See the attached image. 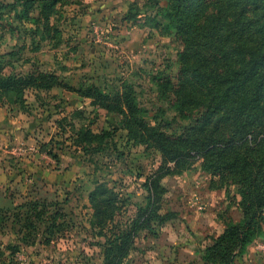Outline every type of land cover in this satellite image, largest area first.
Instances as JSON below:
<instances>
[{"label":"rangeland","instance_id":"1","mask_svg":"<svg viewBox=\"0 0 264 264\" xmlns=\"http://www.w3.org/2000/svg\"><path fill=\"white\" fill-rule=\"evenodd\" d=\"M165 7L166 0L0 7L1 77L53 74L61 84L32 85L23 99L0 90V264H103L89 200L97 185L115 193L118 227L146 208L144 184L155 176L163 190L160 212L176 215L154 222L153 232L139 231L122 264H205L204 251L224 223L242 221L234 187H219L200 161H173L161 152L158 132L180 133L190 124L170 101L181 88L190 46L165 28ZM189 14L183 34L193 30ZM249 86L245 81L240 92ZM224 127L211 128L221 134ZM33 202L41 221L26 220ZM234 264H264V226Z\"/></svg>","mask_w":264,"mask_h":264},{"label":"trees","instance_id":"2","mask_svg":"<svg viewBox=\"0 0 264 264\" xmlns=\"http://www.w3.org/2000/svg\"><path fill=\"white\" fill-rule=\"evenodd\" d=\"M21 1L35 0H15L0 7L12 10ZM188 9L193 30L183 34V15ZM164 12L168 22L165 28L173 29L183 47L190 46L181 88L176 86L170 92L171 103L190 124L180 133L158 132L160 149L173 161L182 156L200 161L202 170L217 179L219 187L236 189L243 219L239 224L224 223L223 232L212 239L203 255L205 264H234L239 252L264 226V120L256 124L264 118V0H166ZM196 44L201 48L195 51ZM213 57L216 60L212 66H205V60ZM57 80L53 74L43 79L33 73L17 78L0 75V90L23 99L24 91L32 85L48 90L61 86ZM248 80L250 86L241 93ZM92 91L86 97L96 100ZM81 93L77 91L83 96ZM216 122L225 123L224 133L213 132L211 127ZM157 178L144 184L147 206L137 209L125 226L118 227L114 222L117 199L112 190L97 185L90 195L97 235L103 239V264H122L139 231L153 232L154 222L162 224L175 218L172 212H160L163 190ZM29 206L26 220L33 217L41 221L44 214L37 212L38 203ZM47 231L52 234L50 228Z\"/></svg>","mask_w":264,"mask_h":264}]
</instances>
